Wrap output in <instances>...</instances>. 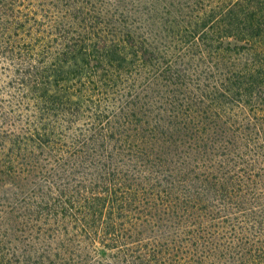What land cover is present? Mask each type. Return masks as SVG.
<instances>
[{"label":"trees","instance_id":"obj_1","mask_svg":"<svg viewBox=\"0 0 264 264\" xmlns=\"http://www.w3.org/2000/svg\"><path fill=\"white\" fill-rule=\"evenodd\" d=\"M0 264H264V0H0Z\"/></svg>","mask_w":264,"mask_h":264}]
</instances>
